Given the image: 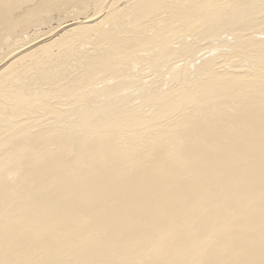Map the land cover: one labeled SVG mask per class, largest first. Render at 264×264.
<instances>
[{"label":"bare ground","instance_id":"6f19581e","mask_svg":"<svg viewBox=\"0 0 264 264\" xmlns=\"http://www.w3.org/2000/svg\"><path fill=\"white\" fill-rule=\"evenodd\" d=\"M0 264H264V0H0Z\"/></svg>","mask_w":264,"mask_h":264}]
</instances>
